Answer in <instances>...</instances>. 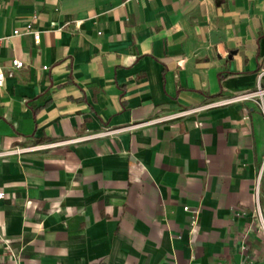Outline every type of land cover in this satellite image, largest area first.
Returning a JSON list of instances; mask_svg holds the SVG:
<instances>
[{
  "label": "crops",
  "instance_id": "0c3cea01",
  "mask_svg": "<svg viewBox=\"0 0 264 264\" xmlns=\"http://www.w3.org/2000/svg\"><path fill=\"white\" fill-rule=\"evenodd\" d=\"M0 37V151L93 135L0 157V264H264V117L207 107L264 87V0H0Z\"/></svg>",
  "mask_w": 264,
  "mask_h": 264
},
{
  "label": "built area",
  "instance_id": "2783aa9c",
  "mask_svg": "<svg viewBox=\"0 0 264 264\" xmlns=\"http://www.w3.org/2000/svg\"><path fill=\"white\" fill-rule=\"evenodd\" d=\"M34 18H36V16H34ZM27 31L33 35V39H34L35 44H37V45L40 44L41 32L33 29L32 24L27 25ZM19 34H20L19 30L14 31V35H19ZM4 39L5 38L0 37V42H2ZM23 65H24V62L20 59L15 58L12 60V66L14 68L19 69V68H22ZM47 68H48V66H44V69H47ZM4 78H5V74H4L3 68L0 67V87L3 86ZM244 101L253 102L255 105H257V107L259 108V110L261 111V113L264 117V87H262L261 85H259L257 87V89H255L254 91H248V92L237 94V95H235L231 98H228L222 102L209 104V105H207V107L212 106V105H224V104H231V103L244 102ZM199 109L200 108H190L187 110L180 111L176 114H172V115L161 117V118H156L154 120H151L149 123H160V122L168 121L171 119L183 117V116L189 115L191 113H195ZM112 133H113L112 130H106V131H104L98 135H110ZM91 137H93V135L82 137V138L71 139V140L58 142V143L44 144V145L15 146V147H12L8 150L0 151V157L20 156V155H23L24 153H27V152H32V151H36V150H40V149H47V148H51V147H54V146H57L60 144H68V143L78 142L80 140H85V139H88ZM263 184H264V159L262 161L259 172H258L256 179H255V182H254V189H253L254 206H253V210H252L254 219L258 222V224L262 228H264V207L262 204V198H263L262 187H263ZM3 198H5V193L3 191H0V200ZM184 209L187 211L190 210L189 207H185Z\"/></svg>",
  "mask_w": 264,
  "mask_h": 264
},
{
  "label": "rangeland",
  "instance_id": "374dc122",
  "mask_svg": "<svg viewBox=\"0 0 264 264\" xmlns=\"http://www.w3.org/2000/svg\"><path fill=\"white\" fill-rule=\"evenodd\" d=\"M251 228L255 236L260 239L261 244L264 246V228H262L255 219L251 223Z\"/></svg>",
  "mask_w": 264,
  "mask_h": 264
}]
</instances>
